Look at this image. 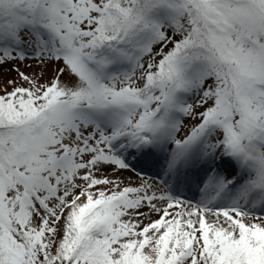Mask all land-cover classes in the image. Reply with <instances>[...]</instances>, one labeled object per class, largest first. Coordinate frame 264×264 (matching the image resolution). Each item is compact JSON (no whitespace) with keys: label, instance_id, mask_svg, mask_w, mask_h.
<instances>
[{"label":"snow or ice","instance_id":"obj_1","mask_svg":"<svg viewBox=\"0 0 264 264\" xmlns=\"http://www.w3.org/2000/svg\"><path fill=\"white\" fill-rule=\"evenodd\" d=\"M0 264H264V0H0Z\"/></svg>","mask_w":264,"mask_h":264}]
</instances>
